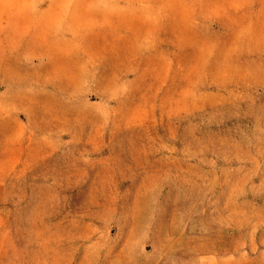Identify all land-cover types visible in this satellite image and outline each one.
Returning <instances> with one entry per match:
<instances>
[{
  "label": "rangeland",
  "instance_id": "obj_1",
  "mask_svg": "<svg viewBox=\"0 0 264 264\" xmlns=\"http://www.w3.org/2000/svg\"><path fill=\"white\" fill-rule=\"evenodd\" d=\"M0 264H264V0H0Z\"/></svg>",
  "mask_w": 264,
  "mask_h": 264
}]
</instances>
